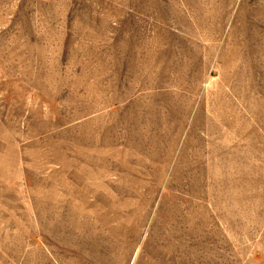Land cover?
Segmentation results:
<instances>
[{"label":"rangeland","instance_id":"374dc122","mask_svg":"<svg viewBox=\"0 0 264 264\" xmlns=\"http://www.w3.org/2000/svg\"><path fill=\"white\" fill-rule=\"evenodd\" d=\"M0 264H264V0H0Z\"/></svg>","mask_w":264,"mask_h":264}]
</instances>
